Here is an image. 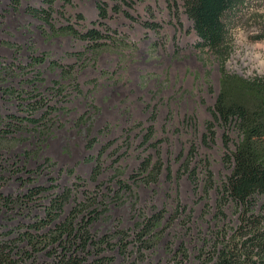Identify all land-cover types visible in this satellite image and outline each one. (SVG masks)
I'll return each mask as SVG.
<instances>
[{"label": "rangeland", "instance_id": "374dc122", "mask_svg": "<svg viewBox=\"0 0 264 264\" xmlns=\"http://www.w3.org/2000/svg\"><path fill=\"white\" fill-rule=\"evenodd\" d=\"M32 9L50 11L49 21ZM89 31L102 38L85 40ZM261 36L262 0L232 29L225 60L200 45L184 0H0V121L16 126L0 122V195L45 189L0 208V232L18 237L66 194L58 223L75 209L79 221L92 216L91 234L112 242L100 255L110 264H164L180 250L196 260L216 229L234 144L215 115L221 79L264 78ZM157 213L158 241L139 252L137 228ZM119 231L129 234L126 253Z\"/></svg>", "mask_w": 264, "mask_h": 264}, {"label": "trees", "instance_id": "16d2710c", "mask_svg": "<svg viewBox=\"0 0 264 264\" xmlns=\"http://www.w3.org/2000/svg\"><path fill=\"white\" fill-rule=\"evenodd\" d=\"M42 1L48 6L55 2ZM62 1L68 3L70 0ZM253 1L184 0V9L201 40L200 45L219 60H225L232 54L231 31ZM31 13L46 22L51 17V12L47 10L32 9ZM83 38L97 43L102 35L89 31ZM215 115L228 127L226 145L234 143L224 159L229 175L219 189L216 229L196 260L192 261L187 251L180 250L173 261L164 264H264V78L246 80L223 75ZM10 118L21 121L16 117ZM0 122L5 123L4 120ZM10 122L5 123L8 130L16 127ZM232 131L236 132L235 141L229 134ZM44 190L43 187L35 188L17 198L0 195V208L26 206ZM66 198V194L53 197L46 208L45 219L29 226V230L18 237H12V230L0 232V264H50L38 260L37 255L42 252L53 257L51 264H110L111 258L100 255L112 247V242L109 236L96 238L91 234L92 216H84L79 221L84 210L75 209L58 223ZM228 207L237 217L235 224L226 213ZM162 219L163 215L157 213L145 218L138 226L139 252L149 249L151 243L158 241ZM45 229H48L47 232H43ZM128 235L124 231L116 232L122 253L127 252ZM22 241L26 246H21ZM91 256L93 258L90 259Z\"/></svg>", "mask_w": 264, "mask_h": 264}]
</instances>
